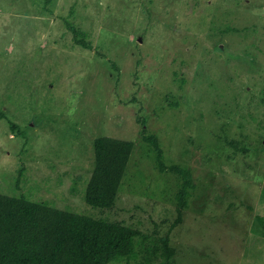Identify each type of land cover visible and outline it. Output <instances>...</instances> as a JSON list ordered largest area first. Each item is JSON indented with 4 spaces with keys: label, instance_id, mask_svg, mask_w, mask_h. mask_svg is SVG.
Returning a JSON list of instances; mask_svg holds the SVG:
<instances>
[{
    "label": "rangeland",
    "instance_id": "rangeland-1",
    "mask_svg": "<svg viewBox=\"0 0 264 264\" xmlns=\"http://www.w3.org/2000/svg\"><path fill=\"white\" fill-rule=\"evenodd\" d=\"M0 193L140 230L109 264H264V0H0Z\"/></svg>",
    "mask_w": 264,
    "mask_h": 264
},
{
    "label": "trees",
    "instance_id": "trees-1",
    "mask_svg": "<svg viewBox=\"0 0 264 264\" xmlns=\"http://www.w3.org/2000/svg\"><path fill=\"white\" fill-rule=\"evenodd\" d=\"M133 146L110 135L94 138L88 205H113ZM139 236L140 230L118 222L0 193V264H109L133 255Z\"/></svg>",
    "mask_w": 264,
    "mask_h": 264
}]
</instances>
